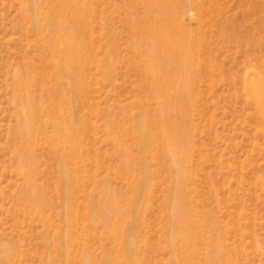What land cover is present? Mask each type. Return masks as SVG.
Listing matches in <instances>:
<instances>
[{"label":"rangeland","instance_id":"obj_1","mask_svg":"<svg viewBox=\"0 0 264 264\" xmlns=\"http://www.w3.org/2000/svg\"><path fill=\"white\" fill-rule=\"evenodd\" d=\"M76 1L0 0V264H264V121L245 88L264 84V0H202L201 10L178 14L171 3L169 25L194 51L189 70L168 65L158 83L130 28L144 20L146 1ZM67 6L82 45L84 94L65 98L59 116L43 110L39 119L49 137L54 117L65 129L73 109L83 119L69 198L43 131L21 136L17 94L19 82L37 75L42 87L29 82L27 90L33 100L48 83H65L56 62L67 50L32 23L36 12L56 21ZM60 88L53 85L56 94ZM178 95L185 110L174 121L188 143L171 155L160 104ZM179 193L195 241L176 236Z\"/></svg>","mask_w":264,"mask_h":264},{"label":"bare ground","instance_id":"obj_2","mask_svg":"<svg viewBox=\"0 0 264 264\" xmlns=\"http://www.w3.org/2000/svg\"><path fill=\"white\" fill-rule=\"evenodd\" d=\"M74 1L76 0H71V2L67 5H72V2L74 3ZM145 1V5L143 4L144 20H131L130 22H133L130 24V28L135 36L138 35L140 43L143 42L142 44H144V53H146L148 58V67L145 71L148 75H150L152 80L155 79V83H158L156 80L158 79L159 71L166 66L174 65L175 67L186 71V69L189 70L188 67L192 63V57L189 49L191 48L190 45H192L193 43L191 44V41L189 37H187V35H181L180 33L176 34V32L171 29L169 20L172 19V16H175V13H180L189 5L199 10H201V8L205 5L202 0ZM173 2L176 3L175 5L178 9L175 13H173L172 7L170 8L171 3ZM77 3V1L74 3V7L79 5V3ZM66 8V15L64 17H62L61 15L59 19L58 17H56L58 19L56 20L57 22L55 20H50L47 14H41L40 18L38 13L36 12L34 21L32 23L33 28L39 33V36L42 31L50 30L52 31V34L56 39L53 41L54 43L52 46L64 47L67 50L66 55L62 59H60L61 62H56L57 65L61 66L60 68L65 69V74L63 78H61L65 81V83L63 82V84H60L59 80L55 81L52 85L48 83V85L45 86L47 87L46 91H44V93L39 92V99L37 98L36 100H33L32 96L28 94L27 90L29 82L35 84L38 88H40L42 80L37 75L34 78H30L31 80L29 81L25 80L19 82L17 94L19 101L22 102L23 105V109L19 112L18 117L22 124H25L27 128L26 132H24V130H21V133L24 134L21 136H25L23 138L27 140L28 137H31L30 133H34L38 130L43 131L44 141L45 144H47L46 146L48 147L49 151L53 154H57L59 156V159L61 160L64 171L60 180L66 184L65 193L67 198H69L72 195L73 190L77 188L78 180L76 177H74V175H72V172L74 171L71 169V167L78 163V161H80V159L82 158L79 132L80 128L83 126V119H81V117H79L78 120L75 119L77 118V116L75 115L77 113L73 109L71 113L72 122L69 124V128L65 129L60 123L59 119L57 117H54L52 122L54 126V135L52 137H49L47 136V134H45V126L40 122L39 119V113L43 110L48 111L50 114L57 113L59 116V113L61 112L63 107L62 103L65 98L70 96L79 98L82 93L84 94V73L82 71L81 59L79 56L82 45L81 42L78 41V35L75 29L74 20L70 16L72 14L70 10L73 11V9H71V6L70 8L69 6H67ZM52 25H55L56 27H52V29H50ZM35 30L33 31L36 36L37 33ZM41 42L43 43L42 39ZM191 51L194 50L192 49ZM194 53L196 52H193V55ZM54 84L55 86L61 87L59 89V91H61L59 92V94H56L55 90H53ZM245 88L252 101L251 103H253V105L255 106L259 118L264 121V84L261 82L246 83ZM178 101L180 102L179 95L176 97L175 103L170 104L161 102L160 104L161 116L165 118V120H167L168 126L167 130L161 132L162 139L164 140L165 146L167 147L171 155H174L181 151L188 143V136L186 135V133L183 134L180 132V126L175 125L176 121H174L175 114L179 112L180 109L185 110V108L183 107L185 105H179ZM182 120L183 123H185V121L187 120L186 113H183ZM139 130L140 137H142L144 143H148V133H145L142 127H139ZM168 130L171 133H169ZM22 162H26L25 164H27V162H29V159H23ZM179 171L180 170L178 169V179H182L183 175H179ZM185 212L186 211L183 207L182 194H180L176 199V209L174 215L178 228L176 236H178V238L183 241H189L190 239H194L195 241V238L192 236L193 234L191 230L194 228V225H192V227H189L188 225H186V222H184L183 224V220H181L182 214H188ZM69 213H71V211H69ZM108 226L107 228H110ZM133 242L134 241L132 236L128 235L126 250L129 249V247H132ZM180 249H182L181 253L184 255L185 259L188 260L190 252L188 248L182 246ZM220 251L221 250H219L218 253H220ZM206 262H209V264H211L212 259L208 258L206 259Z\"/></svg>","mask_w":264,"mask_h":264}]
</instances>
